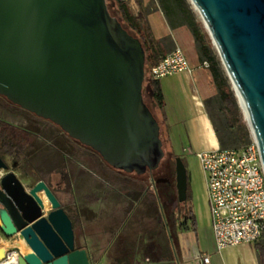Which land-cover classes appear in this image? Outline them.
<instances>
[{
  "label": "water",
  "instance_id": "water-1",
  "mask_svg": "<svg viewBox=\"0 0 264 264\" xmlns=\"http://www.w3.org/2000/svg\"><path fill=\"white\" fill-rule=\"evenodd\" d=\"M190 2L264 164V0ZM145 81V48L110 13L107 0H0V96L57 125L114 169L139 176L158 170L166 155L161 125L145 102ZM176 182L183 203L189 180L179 157ZM0 204L1 234L29 248L18 264H91L48 185L39 181L27 190L2 158ZM5 257L0 248V261Z\"/></svg>",
  "mask_w": 264,
  "mask_h": 264
},
{
  "label": "crops",
  "instance_id": "crops-1",
  "mask_svg": "<svg viewBox=\"0 0 264 264\" xmlns=\"http://www.w3.org/2000/svg\"><path fill=\"white\" fill-rule=\"evenodd\" d=\"M179 31L183 32L180 39L189 41L197 48L192 33L186 27L172 30L168 26L166 36H173V44L180 47L179 39L177 36L174 38V34ZM197 57L196 64L189 61L194 73L185 75V78L200 93L204 86V76L199 55ZM182 102L181 98L177 99L176 105H171L173 108L170 111L166 101V124H172L175 131L176 126L187 123V139L191 145L196 146L198 153L220 147L204 106L199 102L197 109H189ZM160 116L162 117L161 112ZM51 141L54 142L52 138L46 139L39 134H32L34 149L36 147L38 150L57 154L60 160V164H56L46 156L40 157V166L41 160H45L46 176L35 171L33 177L46 181L55 191L63 208L74 218L77 224L76 247L87 250L91 264H204L202 258L206 254L201 253L202 257L194 262L195 259L192 260L185 251L184 238L193 232L189 225L183 231L180 224L176 225L182 263L177 260L174 248L171 249L167 244L168 232L158 201L153 196L144 197L147 190L145 191L141 178L122 175L106 166L92 168L85 160L66 164L63 155L66 148L56 146ZM171 143L175 151L173 138ZM91 169H95L97 176L90 172ZM206 202L209 227L212 230L207 185ZM6 239L0 233V248H5ZM254 253L253 264H260L256 251Z\"/></svg>",
  "mask_w": 264,
  "mask_h": 264
},
{
  "label": "rangeland",
  "instance_id": "rangeland-1",
  "mask_svg": "<svg viewBox=\"0 0 264 264\" xmlns=\"http://www.w3.org/2000/svg\"><path fill=\"white\" fill-rule=\"evenodd\" d=\"M187 1L190 4L192 10L196 13L198 20L202 23L203 27L205 28L201 16L194 9L190 0ZM128 2L132 12L139 18V21L141 23L147 22L148 28L152 33L154 39H156L157 41H162L164 44V49L166 48V50H168L169 53L172 50H174L176 46L172 42L173 36H171L172 38L170 36H166V33H168L169 24L161 8L159 0H128ZM107 3H108V7L116 11L117 8H116L115 0H107ZM182 33L183 32L181 31L176 32L174 34V38H176L175 36H177V38L179 39L180 47L184 51L189 61L196 64L198 62V57H197L198 49L193 45H191L189 41L180 39V37H182L181 36ZM214 49L217 55L219 56L215 47ZM146 69H147V64H146ZM202 71L204 76V86L200 90V93L197 89L194 88L193 85H190L191 83H189L188 80L185 78V75L187 74H180L178 76L166 78L161 81L162 86L164 88L166 101L168 103V109H170V111L173 108L172 107L173 104L176 105L175 102L179 98L182 99L183 101L182 103L186 108L197 109L199 107V102H200L204 106V109L206 111L205 102L210 98H212L213 96H215L217 94V91L212 83L209 69L203 68ZM147 79L148 78H146L144 85V97L148 103H152L151 91ZM235 96L238 100V104L240 107V115L237 119L234 120V123L236 124L235 126L236 127L245 126L251 131L248 119L244 113L243 108L241 107L236 92H235ZM153 105L156 113L158 114V116H160V110L155 104ZM29 117H30L29 115L22 112L21 110H16L15 108L12 109L10 108L9 105H7L5 101L0 100V119L10 124L14 129L34 130L30 126L33 122H31ZM188 129L189 126L187 123L176 126L175 131L172 124L170 126L166 124L165 127H162V139L163 142L165 143L164 147L166 153L163 162V167L164 168L168 167V170L170 169L172 172L175 171V159L170 160L169 158L170 153L168 152L170 151V149H172L171 140L173 138V141L175 143V151H174L175 156L177 158L178 157L181 158L184 161L189 178L187 202L184 203V205L180 204L178 201V195L176 194L175 196V202L177 205L176 212L178 213V216H176L177 217L176 221L178 224H181V220H179L181 218L179 212L181 209H184V207L187 209H191V211L195 215V219L197 220V227L193 230V232H191L190 234H188V236L184 238L183 245L185 251L192 260L195 259L193 260L194 262L198 261V257L199 258L202 257L200 255L202 253L210 257L211 264H253L254 263L253 256H255L254 252L256 251L255 246L258 244H264V237L261 239L259 243L255 245H240L236 247L227 248L221 252L218 251L217 249L213 237L214 235L212 234V230L209 227V217H208L207 202H206V185H205L206 177L201 168L199 159L197 157L198 149L196 148L195 145H191L189 140L187 139L186 134ZM44 136L46 137L45 133ZM251 137L253 140L252 133H251ZM185 149H187L186 152L184 151ZM46 153H42L40 156L37 157V159H33V160L31 159L27 160L23 158V156L18 154V156L14 158V162L20 163L22 169H25L26 171H29L31 172V174H33L34 169L40 166L38 163L39 158L42 156L45 157L46 155L49 154ZM11 160L12 157H8L5 159V162L9 165L11 164ZM100 165L105 166L103 162L102 163L100 162ZM39 168L41 169V167ZM46 170L47 169L42 171L44 172L42 173L43 176H46V172H47ZM20 177H22L27 187L31 186L30 182L34 183L35 181V178L29 180L28 178L21 176V174ZM167 211L168 213L171 211L169 207L167 208ZM188 225L189 226L191 225V221H189ZM174 228L176 229V226H174ZM180 228L181 231L186 230L185 226H181ZM85 233L90 234L89 231H85ZM6 240L7 242L5 241L4 243L5 250H7V244H9V249L16 246L19 247L22 250V252L24 251V245L22 244L23 243L22 240L18 241V238H13V239L7 238ZM176 256L177 259L178 256L181 259L179 248L177 249ZM262 261L264 264V256H262Z\"/></svg>",
  "mask_w": 264,
  "mask_h": 264
},
{
  "label": "trees",
  "instance_id": "trees-1",
  "mask_svg": "<svg viewBox=\"0 0 264 264\" xmlns=\"http://www.w3.org/2000/svg\"><path fill=\"white\" fill-rule=\"evenodd\" d=\"M159 2L169 27L172 30L181 27L188 28L196 42L200 62L202 64L204 62L210 64L208 69L217 94L205 102V108L216 133L220 148L223 150L239 149L250 144L252 142L251 131L245 126H235L234 120L240 115L238 100L235 96L230 79L222 65L221 59L215 52L212 41L202 23L198 20L196 13L192 10L187 0H159ZM115 4L117 8L116 11L109 7L110 13L119 19L123 27L130 34L139 38L145 48L147 64L146 78H148L147 81L151 91L152 103H148L146 100L145 102L158 119L162 131V127L166 125V98L161 81L150 79L148 74L151 68L157 65L169 52L166 48L164 49L162 41L154 39L148 28L147 22L141 23L139 21V18L132 12L128 0H115ZM153 104L158 107L162 113V117L158 116ZM33 148L32 134L24 130L14 129L10 124L0 119V158L5 161L6 158L17 157L18 154L26 157L33 152ZM175 157L173 152L170 153V160H174ZM163 162L164 160L158 170L153 173H147V176L150 174L158 176L161 173H166L168 167L164 168ZM138 178L145 179L147 177L142 176ZM170 181L172 185L170 186L169 192L165 194L160 193L158 197L165 216L166 232L168 229L170 235V238L168 235L166 236L167 244L171 249L174 248L175 252H177L178 239L177 231L174 228V226L178 224L176 221L178 213L176 212L177 205L175 202V196L177 194L175 177L172 178L171 176ZM151 196L155 197L154 194H151L150 197ZM168 207L171 210L169 213L167 211ZM179 215L181 216L179 219L181 220V226H187L189 221H191L190 226L192 229L194 230L197 227V220L191 209L184 207V209L180 210ZM70 219L75 229L77 224L72 216H70ZM255 249L259 263L263 264L262 256H264V244L256 245ZM172 257H174V255H172ZM178 259L179 262L182 263L179 256Z\"/></svg>",
  "mask_w": 264,
  "mask_h": 264
},
{
  "label": "built area",
  "instance_id": "built-area-1",
  "mask_svg": "<svg viewBox=\"0 0 264 264\" xmlns=\"http://www.w3.org/2000/svg\"><path fill=\"white\" fill-rule=\"evenodd\" d=\"M201 67L209 68L204 62ZM194 69L180 47H176L149 71V78L162 81ZM206 177L211 226L218 251L240 245H255L264 237V164L258 143L239 149L220 147L197 154ZM19 247L6 250L0 264H18ZM204 264L210 257L202 258Z\"/></svg>",
  "mask_w": 264,
  "mask_h": 264
},
{
  "label": "flooded vegetation",
  "instance_id": "flooded-vegetation-1",
  "mask_svg": "<svg viewBox=\"0 0 264 264\" xmlns=\"http://www.w3.org/2000/svg\"><path fill=\"white\" fill-rule=\"evenodd\" d=\"M0 100H3L7 103V105L10 106V108L12 109H16V110H21L22 112L26 113L27 115H29V119L31 120V122H33L30 126L34 129V130H26V129H20V130H24L29 132L30 134H39L40 136L46 138V139H50L52 138L54 142H52L54 145L56 146H60L62 148H66V151H64V158H65V162L66 164H75L78 163V161H82L85 160L86 163L88 164V166L90 165L92 168H98L100 166V162L104 163L106 167L115 170L117 172H119L122 175L125 176H134V177H142V176H146L147 178L145 179H141L143 182V186L145 188V191L147 190V192H145L144 197H147L151 194L155 195L156 200L158 201L159 204V208H160V212L164 215L163 210H162V206L159 200L158 195L160 193L165 194L168 193L170 190V186L172 185V182L170 181V177L172 176L175 177V186H176V191H177V182H176V158L175 157V171L172 172L170 169L166 172V173H161L158 176H155L153 174H150L149 176H147V174L139 176L137 174H129L120 170H116L113 167L109 166L102 158L101 156L95 152L94 150H92L89 147H86L84 145H82L80 142L70 138L60 127H58L57 125L53 124L52 122L48 121V120H44L42 118L37 117L36 115L23 110L21 107L11 103L10 101H8L5 97L0 96ZM59 131V132H58ZM44 133L46 134V137L44 136ZM162 133V131H161ZM51 143V144H52ZM165 146V143H164ZM165 148V147H164ZM91 149V150H90ZM169 153H174L173 149H170V151H168ZM42 153H46L44 150H38L33 148V152L29 155L23 158L25 159H37L38 156H40ZM49 153V152H48ZM46 153V154H48ZM22 156V155H21ZM14 158L12 157L11 160V164H9L11 171L16 173V175L19 177L20 181L22 182V184L24 185V187L29 190L30 187H27V185L25 184V182L23 181L21 176H24L25 178H28L29 180L34 179L33 174H31V172L26 171L25 169H22V166L20 165V163H16L14 162ZM46 158L51 160L52 162L56 163V164H60V160H59V156L57 154L54 153H49L48 155H46ZM165 159V158H164ZM42 161V165L39 166L41 167V169L39 167L34 169V172H41L44 171L45 169V160H41ZM21 171V172H20ZM92 174H96L95 169H91L90 171ZM149 177V178H148ZM189 180V178H188ZM39 181H44L43 179L37 180L35 179L34 183L30 182L31 185H35L36 183H38ZM46 183V181H44ZM47 184V183H46ZM48 185V184H47ZM48 187L52 190V192L55 194V191L52 189V187L50 185H48ZM56 195V194H55ZM177 195H178V191H177ZM57 197V196H56ZM59 200V199H58ZM188 200V198H187ZM187 200L183 203H186ZM60 201V200H59ZM179 201V198H178ZM61 203V202H60ZM180 204H183L181 202H179ZM62 205V204H61ZM63 208V206H62ZM4 209V207L2 206V204H0V213L1 211ZM64 209V208H63ZM65 210V209H64ZM65 212L68 214V216L70 217L71 215L65 210ZM165 218V216H164ZM74 226V225H73ZM1 233V232H0ZM169 234V232H168ZM170 237V235H169Z\"/></svg>",
  "mask_w": 264,
  "mask_h": 264
},
{
  "label": "bare ground",
  "instance_id": "bare-ground-1",
  "mask_svg": "<svg viewBox=\"0 0 264 264\" xmlns=\"http://www.w3.org/2000/svg\"><path fill=\"white\" fill-rule=\"evenodd\" d=\"M43 200H44V204H45V211H49L50 210V202L45 197H43ZM22 244L24 245V252L28 251L29 248H28L27 244L24 241Z\"/></svg>",
  "mask_w": 264,
  "mask_h": 264
}]
</instances>
